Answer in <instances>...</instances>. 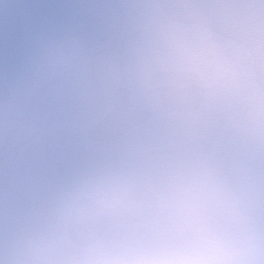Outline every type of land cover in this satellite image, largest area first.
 <instances>
[{
  "label": "clouds",
  "instance_id": "obj_1",
  "mask_svg": "<svg viewBox=\"0 0 264 264\" xmlns=\"http://www.w3.org/2000/svg\"><path fill=\"white\" fill-rule=\"evenodd\" d=\"M0 264H264V0H0Z\"/></svg>",
  "mask_w": 264,
  "mask_h": 264
}]
</instances>
